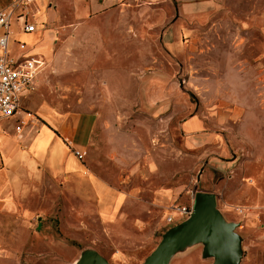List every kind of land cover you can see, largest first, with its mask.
<instances>
[{"label":"rangeland","instance_id":"374dc122","mask_svg":"<svg viewBox=\"0 0 264 264\" xmlns=\"http://www.w3.org/2000/svg\"><path fill=\"white\" fill-rule=\"evenodd\" d=\"M100 1L29 6L47 53L21 103L32 116L1 120L2 136L23 149L39 128L93 113L107 123V147L66 159L79 176H43L31 159L25 182L0 188V264H70L85 248L142 264L196 191L239 223L241 264H264V0ZM36 35L13 36L11 54L33 49ZM211 262L197 246L170 264Z\"/></svg>","mask_w":264,"mask_h":264},{"label":"crops","instance_id":"0c3cea01","mask_svg":"<svg viewBox=\"0 0 264 264\" xmlns=\"http://www.w3.org/2000/svg\"><path fill=\"white\" fill-rule=\"evenodd\" d=\"M11 1L12 0H0V10L2 8L8 7ZM103 1L105 0H101L100 3H103ZM117 1L118 0H106V5L103 7L99 6L100 8L97 9L109 8ZM177 1V3L182 9H192L194 7H208L214 2V0ZM32 14V16L34 17L37 15L36 12H33ZM48 16L50 15L48 14ZM38 31L41 30L36 25V31L34 32H36L37 35L32 37V39L38 41L37 44H35L36 48L34 47L33 49L22 52L16 56L11 54L13 36H19L22 31H12L9 42L10 54L16 58L22 55H35L34 53H37L39 56L41 55L39 53H47L46 50L48 36L46 37L45 34L42 36V34L40 32L38 33ZM23 48H25L24 44L22 49ZM34 83L33 88L22 96L21 103L22 100L27 97L31 93V91H33ZM24 111L25 110H22V113ZM52 127L57 131L59 135H57L54 130L49 126V130L44 127L39 128L33 135L31 142H29L27 146L23 149L16 147L12 139L1 135L0 164L3 165V168L0 169V188H2L6 183L25 182L26 177H28V173H30V169L33 168V163L29 164L31 159L34 161V164H36L35 169L38 165L42 167V169L44 170L43 176H79L81 171V168L79 166H72V164H66V159L69 156H74V153H70L68 145L72 148V150L76 149L79 150L81 153H83L84 150H86L91 145L92 147L94 146V152L98 153L99 155L100 150L104 149V151H106L105 146L107 147V145H103V148L101 146L102 139L106 135L107 123L103 124V121L101 120V117L98 114L93 115V113H71L65 116L58 124L52 125ZM49 132L53 134V137L51 135H48ZM7 133L8 132H6V134ZM90 169L92 171L88 170V173L93 175V177H104L101 175L100 172L95 171L92 168ZM96 172H98L99 174H97Z\"/></svg>","mask_w":264,"mask_h":264},{"label":"water","instance_id":"95a60500","mask_svg":"<svg viewBox=\"0 0 264 264\" xmlns=\"http://www.w3.org/2000/svg\"><path fill=\"white\" fill-rule=\"evenodd\" d=\"M238 226L239 223L227 220L218 209L213 193L196 191L190 215L161 235L142 264H170L173 258L197 246H201L202 258L212 259L211 264H241L243 247ZM70 264L109 263L97 250L85 248Z\"/></svg>","mask_w":264,"mask_h":264},{"label":"built area","instance_id":"2783aa9c","mask_svg":"<svg viewBox=\"0 0 264 264\" xmlns=\"http://www.w3.org/2000/svg\"><path fill=\"white\" fill-rule=\"evenodd\" d=\"M35 0H12L8 7L0 10V121L13 117L21 110L22 96L33 88V83L41 71L43 62L41 57L34 55H22L13 57L9 52V42L12 34V22L19 21L20 31L34 32L36 25L28 23L29 6ZM23 47V44L20 46ZM26 117H31L29 111H24ZM20 125L15 126L17 133L22 131L24 123L21 120ZM6 134V131L0 127V136ZM76 157L82 158L83 153L73 149ZM192 212L191 206H182L176 209V214L181 219H186ZM169 223L173 218L169 217Z\"/></svg>","mask_w":264,"mask_h":264},{"label":"trees","instance_id":"16d2710c","mask_svg":"<svg viewBox=\"0 0 264 264\" xmlns=\"http://www.w3.org/2000/svg\"><path fill=\"white\" fill-rule=\"evenodd\" d=\"M52 129H53V127H52ZM54 130V132L57 134V131L55 130V129H53Z\"/></svg>","mask_w":264,"mask_h":264}]
</instances>
